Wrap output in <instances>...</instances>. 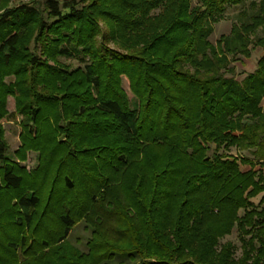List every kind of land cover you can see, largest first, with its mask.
Listing matches in <instances>:
<instances>
[{
    "label": "trees",
    "instance_id": "obj_1",
    "mask_svg": "<svg viewBox=\"0 0 264 264\" xmlns=\"http://www.w3.org/2000/svg\"><path fill=\"white\" fill-rule=\"evenodd\" d=\"M13 15H35L41 55L23 22L0 36V125L13 96L17 157H39L10 161L0 129V264H264V0H42L0 26Z\"/></svg>",
    "mask_w": 264,
    "mask_h": 264
},
{
    "label": "rangeland",
    "instance_id": "obj_2",
    "mask_svg": "<svg viewBox=\"0 0 264 264\" xmlns=\"http://www.w3.org/2000/svg\"><path fill=\"white\" fill-rule=\"evenodd\" d=\"M22 6H34L37 8L42 9V0H0V15L4 13L5 11L8 10H14L15 12ZM238 9L235 8H230L227 11V14L225 16V19L219 22L214 26V31L210 36V41L214 44L220 36L222 35H228L231 30V25L234 21V16L238 13ZM19 15V14H16ZM40 16V15H39ZM9 23L6 25H1L0 26V36L2 37L3 33L6 32L7 27L8 29L10 27H14L15 25L19 26L21 22L23 26L26 25V29L28 28V35L26 34V43L24 48H27L26 51L28 50L31 53H35L36 55H41V52L39 49L35 50L33 42H31L32 38L34 37L36 30H37V24H36V17L31 16H11L9 18ZM12 25V26H11ZM101 27L103 31H107V26L101 22ZM31 30V31H30ZM30 31V32H29ZM261 34V33H260ZM31 42V45L29 44ZM113 44H111L112 46ZM25 50H22V54L24 55ZM263 51L261 48H255L251 52V57L250 58H244V57H239L237 60H235L232 63V66L235 69L236 73V79L237 80H242L246 75L253 73L256 68H257V62L262 56ZM0 55H4L3 53H0ZM67 66L70 68H76L78 66V61L76 59L73 60H62ZM13 81V76H8L4 78V82L6 84H9L10 82ZM122 88L126 91L130 105L132 108H135L137 105V100L134 98V96L131 94L128 86V82L125 78H122ZM4 111L6 112V116L2 120V123L0 125V129L2 132V138L6 146V156L10 161H14L18 163L21 167H25L26 170H31L37 167L38 165V157L39 153L35 151H27L25 153V160H20L17 157V151L21 147V139L20 136L22 134V122L24 119V116L19 113L18 108H17V102L15 97L13 96H7L5 100V105H4ZM62 138V137H61ZM231 156L234 157H240L244 156L249 159L252 157L248 152H240L235 149H232L230 152ZM241 169L246 171L249 169L247 166H241ZM256 169H259V166H256ZM262 171L264 172V167L262 168ZM263 194L259 195L258 197L254 198L252 201L255 204H258L260 202L261 197ZM90 237V231L85 228L84 223H79L76 225L73 230L71 231L69 235V241L79 247L81 250L86 251L87 247V241ZM226 241H231L235 244L236 246V256L240 255V244L237 240V232L234 230L233 234L226 237L222 242Z\"/></svg>",
    "mask_w": 264,
    "mask_h": 264
}]
</instances>
